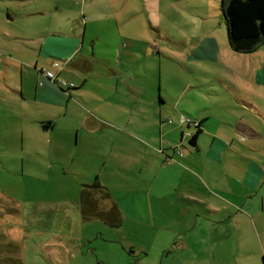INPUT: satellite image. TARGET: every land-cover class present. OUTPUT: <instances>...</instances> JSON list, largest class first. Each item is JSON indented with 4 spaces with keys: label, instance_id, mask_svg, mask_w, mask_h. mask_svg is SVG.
Wrapping results in <instances>:
<instances>
[{
    "label": "rangeland",
    "instance_id": "obj_1",
    "mask_svg": "<svg viewBox=\"0 0 264 264\" xmlns=\"http://www.w3.org/2000/svg\"><path fill=\"white\" fill-rule=\"evenodd\" d=\"M35 1L47 3L50 0H0V31L18 38L28 31L33 22L52 21L53 13L50 16L35 15L38 11ZM146 1L144 7L142 2L137 3L133 17L122 25L101 23L99 31L103 30L105 35L96 46L95 56H91L95 69L103 70L111 63L113 68L122 72L118 77V101H127L126 108L108 110L99 103L100 99L96 102L97 93L92 91L99 84L94 79L90 80L83 96L86 95L88 105L93 108L99 103L102 107L100 115L106 122L96 136L82 133L78 142L75 131L78 110L75 106L85 101V97L76 95L81 87L79 81L82 74L77 66L68 68L64 65L66 75L61 77L66 79L67 85L73 84L77 89L72 91L75 96H72L70 114L63 118L57 134L69 140L70 148L55 159L42 143L40 153L32 151L31 154H24L16 149L15 153L19 155L14 157L10 153L6 157L9 166L0 168V188L24 205L23 230L27 231L29 225L34 230L32 233L38 232L36 236L33 234L26 238V264H52L50 261L53 264H73L79 254L71 255L70 249L65 247H71L74 242L77 246L81 238L84 253L79 259L85 260L83 264H158L163 249L174 247L179 240L189 243L195 240L184 231V225H194V207L180 202L175 188L197 198L192 199L194 201H207L212 207L210 209L233 212L232 217L243 216L240 213L244 212L241 204L244 199L234 198L227 187L231 182V189L234 190L233 176L238 175L239 168L210 161L204 154L199 155L195 162H190L192 168H209L205 180L213 194L211 197L199 183L192 186L198 181L190 174L180 169L159 170L160 163L154 157L160 158L162 165L165 158L162 153H155L152 144L158 146L157 151L161 149L169 157L173 152H169L172 150L169 146L175 147L176 158L179 156L182 159L187 154L185 147L190 145L187 135L196 130L193 125L191 128L183 125V117L197 122L198 116L207 114L205 117H211L207 120V129L216 133L226 128L215 127L217 119L226 117L232 127L237 121H249V113L238 106L234 97L225 93V88L240 85L244 91L251 83L250 92L264 104V70L260 82L263 86L258 87L257 81L254 79L253 83L251 77L252 64L259 55L252 57V53L240 54L232 50L221 9L222 0ZM8 15L13 19L9 23L3 20L4 16L7 20ZM258 52L264 55V48ZM53 73L56 74L55 71ZM134 81L144 88L142 103L140 101L138 107V97L129 99L126 90L128 82L132 84ZM161 97L168 102L164 105L166 121L163 120L162 124L156 105L160 104ZM141 109L147 116L146 120L141 118ZM132 112L134 116H131ZM131 117L132 120L128 121ZM249 122L259 124V130L264 135L263 123ZM26 126L32 129L30 134L40 133L37 123ZM167 129L173 130L172 137L165 134ZM182 133L183 145L180 142ZM221 135L230 137L225 133ZM13 136H16L14 132L9 134V140L14 143ZM201 138L211 141L204 135ZM233 139V144L228 146L232 151L228 157L234 158L236 165L245 167L246 159H255L264 167V151H261L264 139L261 142ZM15 141L18 142L17 139ZM24 142L31 147L38 142L44 143V140L32 138ZM200 144L208 145L203 141ZM210 168H213L214 185L209 178ZM222 168H226L227 172L225 181L220 180ZM97 184L102 188L86 187ZM84 190L87 194H82ZM106 192L111 198L106 197ZM83 197L98 202L109 212L114 201L128 219L121 228H112L105 221L101 223L99 217L86 222L77 209ZM184 207L189 208L188 213L182 215L181 221L175 222L173 213H179V209ZM197 209L200 214L204 213L201 207ZM91 212L94 214L97 209L92 208ZM27 215L35 216L31 225ZM239 220L243 229L252 228L248 217ZM166 223L169 228L178 227L179 233L166 230ZM229 228L228 223H208L200 218L192 234L203 242L207 232L211 234L214 230L221 238ZM247 243L250 254L256 248V242ZM170 251V255L175 254ZM204 256L205 252L183 251L180 258L187 264H203L197 259ZM80 260L77 259V264H81ZM260 262L264 264V257Z\"/></svg>",
    "mask_w": 264,
    "mask_h": 264
},
{
    "label": "crops",
    "instance_id": "obj_2",
    "mask_svg": "<svg viewBox=\"0 0 264 264\" xmlns=\"http://www.w3.org/2000/svg\"><path fill=\"white\" fill-rule=\"evenodd\" d=\"M141 2L143 7L147 3L146 0H50L47 3L35 1L36 9L38 10L35 15L37 17L50 16V13H53L55 16L52 21L33 22L29 26L28 31L18 38L8 36L5 32L2 33L0 31V168L9 166L6 157L10 153L14 157L19 155L15 153L16 149H19L24 154H31L32 151L40 153L42 151V143L47 147L49 155L55 159L59 158L64 150L67 151L70 148L71 143H69V140L57 134L63 118L68 113L70 114L72 96H75L72 91L77 89L76 86L73 90L66 91L63 87L68 88V86H61L58 83L59 81L67 82L66 79L61 77V75H66L64 65L68 68L77 66L82 74V79L79 81V86L81 87H79L80 90L76 95L79 98L85 97V101H81L75 106L78 110L77 127L75 129L78 134V142L82 133H90L96 136L100 131L101 125L106 122L100 115L102 107H99V103L108 110H119L120 107L126 108L127 101H118L120 85L118 77L122 72L113 68L111 63H108L103 70L95 69L91 56H95L96 46L100 44L99 42L102 41L101 39L105 35L103 30L102 32L99 31L101 23L110 24L114 22L115 25H122L133 17L135 5ZM124 14H126V18L123 21ZM3 20L9 23L13 19L8 15V19L6 20L4 16ZM262 47L264 48V44L259 48L260 50L252 53V57L259 55V58L255 59L251 67L253 83L255 79L259 85L258 87L263 86L260 82L263 78L264 55L258 52L261 51ZM91 50L92 53H90ZM56 63L59 66H55ZM46 68L48 69L46 70ZM48 70L56 72L54 81L47 78L46 73L53 72ZM93 79L99 85L92 92L97 93L96 102L100 99V102L95 104L94 108L88 105L89 102H87L86 95L83 96V91H85L90 80ZM102 80L105 82L101 83ZM128 84L126 86L127 96L131 100L137 96L139 100L136 107H138V103L143 99L144 88L136 81L132 84L128 82ZM250 85L247 88L248 90L245 89L244 91L240 89V85H229L226 86L225 93L234 97L238 106L245 108L246 112L249 113L247 117L249 121L264 124V104L259 97L250 92ZM159 101L160 104L156 103V105L162 124L163 120L166 121L163 109L168 102L165 97H161ZM174 110L175 108H173ZM143 114L144 111L141 109V118L146 120L145 117L147 116ZM190 114L195 115V113ZM206 115H197V123H200L202 129L197 148L187 145L185 147L187 154L181 159L179 156L176 158L175 147L169 146L172 149L169 152L173 151L171 157H169L164 153L165 151L162 152L161 149L157 151L158 146L155 147L152 144L157 155L159 153L164 155V164L162 165L160 158L157 156L154 159L157 163H160L161 168L159 170L161 171L180 169L190 174L198 181L192 186L199 183L211 197L213 194L205 180L208 176L209 168H192L190 162H195L199 155L204 154L210 161L218 162L221 165H229L231 168H239L238 175L233 176L235 179L234 190L232 191L231 189V182L228 183L227 187L234 198L244 199V202L241 203L243 204L244 212L240 213V215L243 214L242 217H248L249 221L251 220L252 228L243 229L241 227V220H239L242 218L241 216L232 217L233 212L210 209L212 207L208 206L207 201H194L192 199L197 198L187 196V193L180 192L175 188L180 202L185 205L192 204L191 206L194 207L192 215L195 219L194 225L192 227L184 225V231L187 236L195 240L191 243L184 240L180 242L179 240L174 247L163 249V255L158 264H187L185 260L180 258L183 251L205 252L203 258L197 259V262L203 264L208 262L209 264H261L260 260L264 257V167L262 163L255 159H246L247 165L245 167L240 164L236 165V160L228 157V154L232 153L228 146L233 144V138H239L241 142H243L242 139L260 141L264 139V135L259 130V124H253L249 121L238 123L237 121L232 127L226 117L217 119L215 125V127L224 126L226 127L225 130L219 131V133L212 132L207 129L209 126L207 120H210L211 117H205ZM131 116H134V112H132ZM132 118H128V121H131ZM28 123H37L40 127V133L30 134L32 129L26 126ZM186 124L188 128L193 125ZM35 130L39 132L38 128H35ZM196 131L197 128L189 133L190 136L194 135ZM13 132L16 135L13 136L14 143L9 140V134H13ZM165 132L168 137L173 136V130L167 129ZM220 133L228 134L230 137L226 138ZM189 134L187 135L188 138L190 137ZM236 134L239 135L236 136ZM182 135L184 134H181V144L184 143ZM202 135L210 138L211 141L207 142V138H201ZM32 138L44 140V143L38 142L34 146L27 147L24 142L25 139L30 141ZM229 138L231 139L229 140ZM16 139L18 142L15 141ZM162 140H164L163 135ZM200 141L205 144L208 143L207 147L201 145ZM259 145L254 146L252 149L257 148ZM261 151H264V147H261ZM212 172L213 168H210L209 178L211 184L214 185L212 183L214 178L211 175ZM226 173V168H222L220 180L225 181L224 176ZM202 174H204V177ZM228 174H230V170H228ZM86 187L88 188L89 186ZM94 188L99 189L97 186L89 189ZM107 193L106 197L111 198V196H107ZM111 204L112 208L117 206L114 212L111 210L109 212L106 208L103 209V207L98 205V202L86 201L85 199L81 200L77 209L86 222L99 217L101 223L105 221L112 228H121L128 217L121 212L114 201ZM198 206L204 210V213L200 214V211L196 210ZM229 206L234 207L232 204ZM92 208L97 209V212L93 214L91 212ZM24 209L22 203L13 200L12 195L0 188V264L27 263L24 256V245L26 238L33 236L34 233L32 232L34 230L29 225L27 226V231L23 230ZM175 210H178V207H175ZM179 210V213H173L175 222L181 221L182 215L188 213L189 208L184 207ZM85 212L88 215V219L84 217ZM27 217H30L31 225V221L35 216L27 215ZM200 218L208 223H228V228L231 226L233 228L224 231L221 238L218 233H214V230L211 234L207 232V237L203 238L202 242L201 239L197 240L195 235L192 234V231L197 229ZM167 225L166 223V230L179 233L178 227L172 229L167 227ZM37 234L38 232H35L34 236ZM253 240L256 242V248L252 249V253L248 254L247 242ZM82 242H84L83 238L79 240L77 246H75L76 242H74L71 247H65L70 249L71 255L79 254L73 264H77V259L80 260L79 257L84 253L81 247ZM170 250H173L175 254L170 255ZM33 251L35 252V249ZM33 259L35 263V255ZM50 262L53 264L52 261ZM80 262L83 264L85 260L81 259Z\"/></svg>",
    "mask_w": 264,
    "mask_h": 264
},
{
    "label": "trees",
    "instance_id": "obj_3",
    "mask_svg": "<svg viewBox=\"0 0 264 264\" xmlns=\"http://www.w3.org/2000/svg\"><path fill=\"white\" fill-rule=\"evenodd\" d=\"M221 9L233 51L240 54L253 53L264 44V0H222ZM193 126L197 131L194 135L189 134V143L197 148L202 129L200 123ZM96 186L102 188L100 184ZM85 193L86 190L82 194ZM85 199L90 201L86 197L82 198ZM116 207L113 206L111 211L114 212ZM84 217L88 219L86 212Z\"/></svg>",
    "mask_w": 264,
    "mask_h": 264
},
{
    "label": "built area",
    "instance_id": "obj_4",
    "mask_svg": "<svg viewBox=\"0 0 264 264\" xmlns=\"http://www.w3.org/2000/svg\"><path fill=\"white\" fill-rule=\"evenodd\" d=\"M55 66H59V64L58 63H56L55 64ZM46 76H47V78L48 79H50V80H55L56 79V74H54L53 72H47L46 73ZM61 86H66L67 85V83L66 82H58ZM186 123H193L194 125H198V123L197 122H193L191 119H189V118H185V117H183V119H182V124H186Z\"/></svg>",
    "mask_w": 264,
    "mask_h": 264
},
{
    "label": "flooded vegetation",
    "instance_id": "obj_5",
    "mask_svg": "<svg viewBox=\"0 0 264 264\" xmlns=\"http://www.w3.org/2000/svg\"><path fill=\"white\" fill-rule=\"evenodd\" d=\"M52 81H53V80H52ZM67 86H68V88H67V87H63V89L66 90V91L75 88V86H74L73 84H69V85H67ZM88 186H89V185H88ZM92 187H93V186L88 187V189H89V188H92ZM82 202H83V201H82Z\"/></svg>",
    "mask_w": 264,
    "mask_h": 264
}]
</instances>
